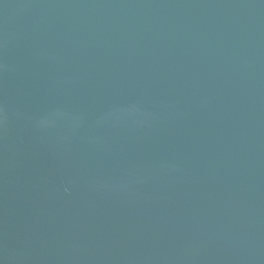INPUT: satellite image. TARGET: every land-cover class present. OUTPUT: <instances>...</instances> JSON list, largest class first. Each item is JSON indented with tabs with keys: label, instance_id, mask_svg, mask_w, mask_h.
I'll return each mask as SVG.
<instances>
[{
	"label": "water",
	"instance_id": "95a60500",
	"mask_svg": "<svg viewBox=\"0 0 264 264\" xmlns=\"http://www.w3.org/2000/svg\"><path fill=\"white\" fill-rule=\"evenodd\" d=\"M0 264H264V0H0Z\"/></svg>",
	"mask_w": 264,
	"mask_h": 264
}]
</instances>
